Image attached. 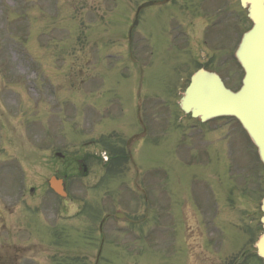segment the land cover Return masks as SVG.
Instances as JSON below:
<instances>
[{"label": "rangeland", "instance_id": "obj_1", "mask_svg": "<svg viewBox=\"0 0 264 264\" xmlns=\"http://www.w3.org/2000/svg\"><path fill=\"white\" fill-rule=\"evenodd\" d=\"M85 5V0H0V205L11 209L7 215L0 211V247L36 243L41 251L24 256L18 264H93L102 240L97 264H185L181 205H164V193L172 192L176 201L174 190L186 193L191 178L194 190L201 195L205 185L212 188L214 179L206 178L202 171V156L180 164L171 146L164 149L162 139L156 140L153 185L162 203L148 209L142 197L137 204L130 163L119 173L95 168L89 176L77 177L65 172L73 167L69 163L72 156L79 158L94 149L86 144L89 140H99L98 133L102 135L110 124L117 125L114 116L118 110L131 111L137 81L128 60L120 65L106 61L104 55L109 50L104 43L90 62L76 60L83 52L88 55L83 48L77 57L74 53L75 39H85L87 27L97 32L104 25L124 32L130 15L132 18V13L120 17L116 28L93 24L95 18L89 17ZM139 23L140 32H148L147 19L145 23L141 17ZM93 36L87 29L88 41ZM88 46L94 52L96 45L90 43L85 48ZM112 50L116 56L120 49ZM145 73L141 98L147 103L154 96L155 111L160 106L174 110L176 98L160 93L165 88L163 81L150 78V71ZM85 74L90 78L82 81ZM178 86L176 83L175 89ZM108 117L111 119L105 120ZM55 152L67 158L58 160ZM173 168L181 173V185L169 174ZM212 168L210 165L206 170ZM255 170L260 168L253 163L251 171ZM55 173L69 174L67 194L77 203L70 212L47 186V179ZM190 206L200 214V205ZM171 208L176 218L174 237L169 232ZM242 211L231 212L230 218ZM115 212L124 213L128 220L109 216L102 222L106 214ZM252 215L254 220L259 213L256 210ZM220 216L214 217L213 225H200L204 234L199 249L205 253L204 264L224 259L222 252L214 258L213 249L230 247L229 260L245 243L248 227L239 226L238 216L234 224L219 220ZM243 258L239 264H260L253 251Z\"/></svg>", "mask_w": 264, "mask_h": 264}, {"label": "flooded vegetation", "instance_id": "obj_2", "mask_svg": "<svg viewBox=\"0 0 264 264\" xmlns=\"http://www.w3.org/2000/svg\"><path fill=\"white\" fill-rule=\"evenodd\" d=\"M85 9L90 18H95L93 24L120 25V17L129 13L135 15L136 9L145 2L147 6L138 10L136 24L131 26L129 21L126 28L120 31L109 30L104 27L94 33L90 43L97 48L111 51L120 49L115 56L108 53L111 60H128L132 65L131 71L137 75L136 104L128 112L126 109L115 113L117 125L110 124L103 133L105 144L101 150L105 160H100L95 151H88L78 165L89 172L95 168L104 171H115L113 167L119 164L125 167L131 165L134 171V186L136 196L142 197L143 205L161 204L162 198L154 191V157L155 141L162 139L161 146L170 150L178 157L179 163L192 157L202 156V171L206 178L214 180L212 188L205 185L203 195L193 188L191 178L186 193L180 190L176 193V201L172 192L164 193V205H181L180 223L181 237L185 246L184 263L204 264V251L199 249L203 238V228L200 225H213V219L221 214L219 220L234 224L235 219H244L247 224L245 243L241 246V253L251 254V249L244 245L251 241V232L256 231L258 217L252 215L259 211V199L263 189L264 168L258 164L243 129L234 118L219 121L213 118L200 121L186 114L174 106L160 107L155 111L154 96L145 100L137 97L139 92V76L145 78L150 71V78L163 81L164 89L161 94L178 97L189 81L191 74L199 68L216 72L225 84L240 79L234 49L241 32L247 26L245 13L241 10L238 0H85ZM147 11V12H146ZM142 15V16H141ZM140 17L148 22V32H140L138 26ZM126 30V31H125ZM104 43V47H103ZM144 45V46H143ZM126 51L123 58L121 51ZM113 51V50H112ZM150 60L148 61V58ZM90 57H84L89 59ZM81 61V60H80ZM145 66V67H143ZM147 68V69H145ZM147 70V71H146ZM179 86L175 89V84ZM178 89V91H176ZM106 113V116H110ZM115 128L118 131H115ZM91 146L101 145L96 140L88 142ZM253 163L260 170L251 171ZM212 166V169L206 167ZM122 171V169L117 172ZM167 173H165L166 176ZM170 175H175L180 184L181 173L173 168ZM155 184V183H154ZM173 200V201H172ZM253 202L255 205H248ZM63 205H72L64 201ZM190 205H200V214ZM230 205V206H227ZM230 207V209H227ZM242 209L239 215L230 218L231 212ZM224 210L222 213H220ZM227 210V211H226ZM254 210V212H252ZM219 211V213H218ZM169 215L170 235L173 234L172 208ZM201 218H203L201 220ZM254 221V222H253ZM253 222V224L251 223ZM177 232L178 225L176 224ZM215 227V225H214ZM179 235V233H178ZM217 233H215L216 239ZM215 244V240L213 239ZM244 246V247H243ZM195 247V248H194ZM197 250H194V249ZM222 252L223 260L211 261L212 264H231L230 247L224 250H213V254ZM216 257V255H215ZM209 263V262H208Z\"/></svg>", "mask_w": 264, "mask_h": 264}, {"label": "water", "instance_id": "obj_3", "mask_svg": "<svg viewBox=\"0 0 264 264\" xmlns=\"http://www.w3.org/2000/svg\"><path fill=\"white\" fill-rule=\"evenodd\" d=\"M240 2L252 22L251 28L242 35L235 54L244 70L240 89L232 92L216 75L199 71L192 76L179 105L201 119L234 116L256 146L259 159L264 164V0ZM48 184L56 193L65 196L61 180L52 177ZM260 209L263 232L255 246L264 264V196Z\"/></svg>", "mask_w": 264, "mask_h": 264}]
</instances>
